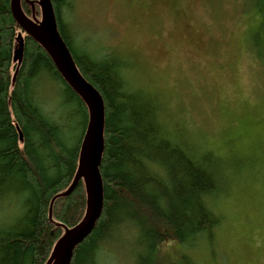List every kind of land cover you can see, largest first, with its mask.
Returning a JSON list of instances; mask_svg holds the SVG:
<instances>
[{"label": "trees", "instance_id": "obj_1", "mask_svg": "<svg viewBox=\"0 0 264 264\" xmlns=\"http://www.w3.org/2000/svg\"><path fill=\"white\" fill-rule=\"evenodd\" d=\"M29 1L39 20L37 0H20L22 11L32 17ZM51 1L59 33L78 70L104 104L102 211L92 231L75 247L70 264H101L103 246L112 241L120 248L130 247L133 264H177L160 253L164 243L194 244L211 236L220 223L210 204L226 188L213 151L168 131L157 100L133 88L114 52L100 55L93 46L74 50L61 17L68 1ZM258 6L264 8V0H258ZM20 31L10 0H0V212L12 196L22 202L17 217L10 222L9 217L0 219V264H46L64 228L77 224L85 212L82 180L68 195L61 193L77 167L88 110L45 50L24 32L22 60L13 78ZM47 79L63 86L68 102L83 117L75 142L62 117L47 109L52 102L40 93Z\"/></svg>", "mask_w": 264, "mask_h": 264}, {"label": "rangeland", "instance_id": "obj_2", "mask_svg": "<svg viewBox=\"0 0 264 264\" xmlns=\"http://www.w3.org/2000/svg\"><path fill=\"white\" fill-rule=\"evenodd\" d=\"M67 1L61 17L74 50L118 55L133 88L157 100L168 131L201 142L220 166L226 189L210 204L220 223L160 253L177 264H264V8L258 0ZM62 88L47 79L40 93L75 142L83 117ZM18 199L1 221L21 213ZM117 244L103 246L101 264H133L130 247Z\"/></svg>", "mask_w": 264, "mask_h": 264}, {"label": "water", "instance_id": "obj_3", "mask_svg": "<svg viewBox=\"0 0 264 264\" xmlns=\"http://www.w3.org/2000/svg\"><path fill=\"white\" fill-rule=\"evenodd\" d=\"M29 2L32 9L31 18L22 11L20 0H10L12 16L21 28L16 37L17 46L13 52V62H17L18 66L21 63L24 32L45 50L62 79L81 98L88 110L73 180L61 193L62 196L68 195L79 180H82L86 195L85 212L77 224L64 228L63 234L55 242L46 262V264H70L75 247L89 235L102 211L103 185L99 165L104 146V104L100 93L81 75L69 48L59 33L52 1H36L41 11L39 20L33 14L34 3ZM16 129L18 139L22 142L23 135L19 127L16 126Z\"/></svg>", "mask_w": 264, "mask_h": 264}, {"label": "bare ground", "instance_id": "obj_4", "mask_svg": "<svg viewBox=\"0 0 264 264\" xmlns=\"http://www.w3.org/2000/svg\"><path fill=\"white\" fill-rule=\"evenodd\" d=\"M55 13V12H54ZM55 17H56V15H55ZM24 40V39H23ZM12 61H13V58H12ZM14 64H16V69H18L17 67H19L18 65H17V62H13ZM16 71V70H15ZM15 74H16V72H14V75H13V78H14V76H15ZM18 133V132H17ZM81 139H82V137H81ZM22 143V142H21ZM80 143H81V140H80ZM80 147V146H79ZM73 180V179H72ZM72 182V181H71ZM68 188V187H67ZM63 193V192H62ZM50 218V217H49Z\"/></svg>", "mask_w": 264, "mask_h": 264}]
</instances>
